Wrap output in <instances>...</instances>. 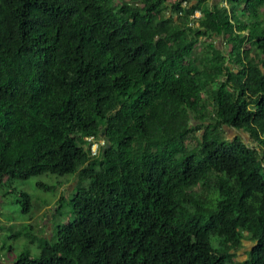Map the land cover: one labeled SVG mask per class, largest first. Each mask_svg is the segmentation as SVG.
<instances>
[{
    "label": "trees",
    "instance_id": "trees-1",
    "mask_svg": "<svg viewBox=\"0 0 264 264\" xmlns=\"http://www.w3.org/2000/svg\"><path fill=\"white\" fill-rule=\"evenodd\" d=\"M39 174L73 218L10 264H264V0H0V187Z\"/></svg>",
    "mask_w": 264,
    "mask_h": 264
},
{
    "label": "rangeland",
    "instance_id": "rangeland-1",
    "mask_svg": "<svg viewBox=\"0 0 264 264\" xmlns=\"http://www.w3.org/2000/svg\"><path fill=\"white\" fill-rule=\"evenodd\" d=\"M235 132L224 127L222 136L231 138ZM241 136L247 141L244 133ZM37 183L53 188L46 190ZM74 185V175L39 174L10 180L0 187V264H10L24 251L36 256L45 240L55 238L56 226L73 218L68 202L57 200L70 193ZM22 192L28 195L29 204ZM57 206L59 212L55 213ZM244 249L240 250V256Z\"/></svg>",
    "mask_w": 264,
    "mask_h": 264
},
{
    "label": "built area",
    "instance_id": "built-area-1",
    "mask_svg": "<svg viewBox=\"0 0 264 264\" xmlns=\"http://www.w3.org/2000/svg\"><path fill=\"white\" fill-rule=\"evenodd\" d=\"M88 140H91V146H90V149H91V153L93 155H95L97 153V150H98V147L100 144H103L104 142L102 140H99V142L97 141H93V138L92 136L88 137Z\"/></svg>",
    "mask_w": 264,
    "mask_h": 264
},
{
    "label": "clouds",
    "instance_id": "clouds-1",
    "mask_svg": "<svg viewBox=\"0 0 264 264\" xmlns=\"http://www.w3.org/2000/svg\"><path fill=\"white\" fill-rule=\"evenodd\" d=\"M197 14V16L199 15L198 13H196Z\"/></svg>",
    "mask_w": 264,
    "mask_h": 264
}]
</instances>
